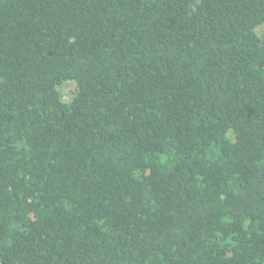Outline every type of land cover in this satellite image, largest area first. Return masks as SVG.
I'll return each mask as SVG.
<instances>
[{
  "label": "trees",
  "instance_id": "trees-1",
  "mask_svg": "<svg viewBox=\"0 0 264 264\" xmlns=\"http://www.w3.org/2000/svg\"><path fill=\"white\" fill-rule=\"evenodd\" d=\"M263 24L0 0V264H264Z\"/></svg>",
  "mask_w": 264,
  "mask_h": 264
},
{
  "label": "rangeland",
  "instance_id": "rangeland-1",
  "mask_svg": "<svg viewBox=\"0 0 264 264\" xmlns=\"http://www.w3.org/2000/svg\"><path fill=\"white\" fill-rule=\"evenodd\" d=\"M264 31V24L257 28V33L262 34ZM62 91L64 92L65 96H70L74 90V84L72 82H64L61 86Z\"/></svg>",
  "mask_w": 264,
  "mask_h": 264
},
{
  "label": "clouds",
  "instance_id": "clouds-1",
  "mask_svg": "<svg viewBox=\"0 0 264 264\" xmlns=\"http://www.w3.org/2000/svg\"><path fill=\"white\" fill-rule=\"evenodd\" d=\"M193 10H195V9H193Z\"/></svg>",
  "mask_w": 264,
  "mask_h": 264
}]
</instances>
